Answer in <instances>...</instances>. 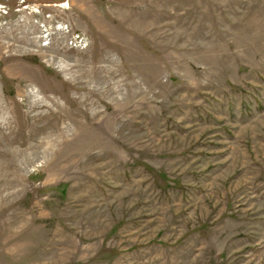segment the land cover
<instances>
[{"label": "rangeland", "instance_id": "1", "mask_svg": "<svg viewBox=\"0 0 264 264\" xmlns=\"http://www.w3.org/2000/svg\"><path fill=\"white\" fill-rule=\"evenodd\" d=\"M0 43V264H264V0H0Z\"/></svg>", "mask_w": 264, "mask_h": 264}, {"label": "bare ground", "instance_id": "2", "mask_svg": "<svg viewBox=\"0 0 264 264\" xmlns=\"http://www.w3.org/2000/svg\"><path fill=\"white\" fill-rule=\"evenodd\" d=\"M20 42V44L22 42L24 43H27L28 45H32L33 43H35L36 40H33V39H19L17 40ZM18 44V43H17ZM23 45V44H22ZM20 48V45H15L14 43H8L7 45L6 44H3V43H0V53L2 52V50L4 49H7V51H11V50H21L19 49ZM14 73H17L18 71H21L22 68L18 67V65H14L11 69ZM15 118V117H14ZM9 123V122H8Z\"/></svg>", "mask_w": 264, "mask_h": 264}]
</instances>
